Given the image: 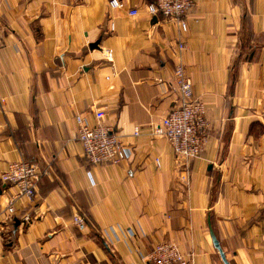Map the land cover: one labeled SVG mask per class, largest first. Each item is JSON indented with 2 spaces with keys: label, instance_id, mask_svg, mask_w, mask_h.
<instances>
[{
  "label": "crops",
  "instance_id": "0c3cea01",
  "mask_svg": "<svg viewBox=\"0 0 264 264\" xmlns=\"http://www.w3.org/2000/svg\"><path fill=\"white\" fill-rule=\"evenodd\" d=\"M119 1L138 15L0 0V171L24 160L44 173L13 216L16 190L0 184V264H145L162 242L223 264L211 232L229 264H264V0H193L185 32L149 17L153 0ZM177 65L209 121L186 162L150 132L178 106ZM97 110L131 152L116 166L90 165L76 140L74 117Z\"/></svg>",
  "mask_w": 264,
  "mask_h": 264
},
{
  "label": "built area",
  "instance_id": "2783aa9c",
  "mask_svg": "<svg viewBox=\"0 0 264 264\" xmlns=\"http://www.w3.org/2000/svg\"><path fill=\"white\" fill-rule=\"evenodd\" d=\"M193 0H153L146 6L149 17L162 16L177 21L182 32L187 29L186 17L194 7ZM110 9L126 10L128 17H136V8H125L119 0H109ZM110 30H113L111 24ZM182 50L180 43L177 47ZM103 58L110 62L111 53L103 50ZM173 84L178 96V106L167 113L158 124L150 126V132L166 140L175 158L180 162L198 159L202 156L208 143L209 121L206 106L192 93V81L181 65L173 71ZM76 140L83 155L92 166L118 165L130 157V150L125 146L112 126L106 125L102 110L94 113V122L88 123L84 117L76 115ZM139 130L134 132L138 136ZM157 166L159 161L155 160ZM44 175L34 163L27 161L12 162L0 171V184L13 187L15 195L9 200L5 212L14 215V200L24 197L30 202L37 194V186ZM76 226L82 225L79 216L73 217ZM145 264H189V260L180 252L177 245L170 242L157 244L143 257Z\"/></svg>",
  "mask_w": 264,
  "mask_h": 264
},
{
  "label": "water",
  "instance_id": "95a60500",
  "mask_svg": "<svg viewBox=\"0 0 264 264\" xmlns=\"http://www.w3.org/2000/svg\"><path fill=\"white\" fill-rule=\"evenodd\" d=\"M96 46V44L94 45ZM0 194H1V188H0ZM211 239H212V242H213V246L215 247V249L217 250L221 260H222V263L223 264H229V262H227L226 258H225V255L223 254L220 246H219V243L217 242L215 236L212 234L211 232Z\"/></svg>",
  "mask_w": 264,
  "mask_h": 264
}]
</instances>
